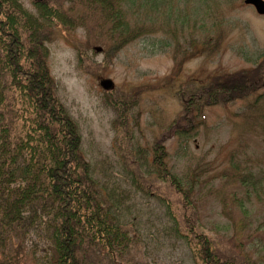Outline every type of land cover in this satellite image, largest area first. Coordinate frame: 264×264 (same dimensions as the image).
<instances>
[{
	"label": "rangeland",
	"instance_id": "374dc122",
	"mask_svg": "<svg viewBox=\"0 0 264 264\" xmlns=\"http://www.w3.org/2000/svg\"><path fill=\"white\" fill-rule=\"evenodd\" d=\"M21 1L35 13L32 0ZM114 4L119 13L107 8V22L87 20L74 31L62 28L48 43L56 96L77 123L93 174L102 182L118 180L124 193L122 218L132 226L130 258L118 263V258L92 256V264H264V130L252 129L257 120L247 109L254 95L205 107L195 130L183 127L193 131L186 144L174 127L186 102L182 90L206 78L264 69V15L246 0ZM80 53L86 54L84 63ZM104 79L113 81L111 91L101 86ZM258 91L264 93V77ZM15 101L0 109L7 120L13 109L18 111L20 130L23 118L34 114L22 111L19 98ZM123 107L127 114L121 120ZM160 167L170 177L174 173L182 186L192 179L194 213L178 206ZM248 171L253 180L241 185ZM190 226L205 234L210 256L202 254L199 241L189 239ZM46 242L37 237L21 242L22 262L9 253V242L0 245V264H41L48 256Z\"/></svg>",
	"mask_w": 264,
	"mask_h": 264
},
{
	"label": "trees",
	"instance_id": "16d2710c",
	"mask_svg": "<svg viewBox=\"0 0 264 264\" xmlns=\"http://www.w3.org/2000/svg\"><path fill=\"white\" fill-rule=\"evenodd\" d=\"M51 2L32 0L34 13L21 0H0V107L5 109L7 101L10 106L19 98L22 111L34 114L23 118L26 122L18 130V111L13 109L7 120L5 111L0 109V245L6 247L9 242L11 247L7 249L12 248L9 253L19 256V262L24 253L21 242L37 237L46 239L49 245L48 256L41 264H92V256L100 255L118 258L120 263L121 258H130L134 243L132 226L122 218L124 193L119 192L118 180L102 182L93 174L92 163L81 148L77 123L56 96L48 44L62 28L74 31L79 26L85 27L87 20L92 25L97 19L107 22V8L117 13L119 9L110 0H55L58 8ZM104 37L103 43L108 41V32ZM79 57L82 63L87 59L83 53ZM232 75L236 76L206 78L202 85L180 92L186 102L174 127L184 138V144L205 107L249 95H254L255 102L247 110L257 120L252 129L256 133L264 130V105L259 106L264 93L258 91L264 69ZM111 104L118 106L115 102ZM120 113L119 119H126L127 107ZM185 125L191 128L183 131ZM160 172L166 173L178 206L194 213L192 179L185 187L174 173L169 172L171 177L168 176L163 167ZM253 177L252 171L243 174L241 185H249ZM176 211L172 209L169 213ZM171 216L176 220V215ZM198 229L190 226L189 239L199 241L202 254L210 256L207 240H203L205 234ZM16 239L19 243L13 245Z\"/></svg>",
	"mask_w": 264,
	"mask_h": 264
},
{
	"label": "water",
	"instance_id": "95a60500",
	"mask_svg": "<svg viewBox=\"0 0 264 264\" xmlns=\"http://www.w3.org/2000/svg\"><path fill=\"white\" fill-rule=\"evenodd\" d=\"M247 4H251L254 5V7L256 8L257 12L259 14L264 15V0H246ZM101 85L107 89L110 90L113 88V81L110 79H104L101 82Z\"/></svg>",
	"mask_w": 264,
	"mask_h": 264
},
{
	"label": "bare ground",
	"instance_id": "6f19581e",
	"mask_svg": "<svg viewBox=\"0 0 264 264\" xmlns=\"http://www.w3.org/2000/svg\"><path fill=\"white\" fill-rule=\"evenodd\" d=\"M31 1V0H30ZM24 6H25V4H24Z\"/></svg>",
	"mask_w": 264,
	"mask_h": 264
}]
</instances>
